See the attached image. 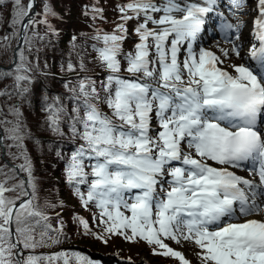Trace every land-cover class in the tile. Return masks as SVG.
<instances>
[{
    "label": "snow or ice",
    "instance_id": "obj_1",
    "mask_svg": "<svg viewBox=\"0 0 264 264\" xmlns=\"http://www.w3.org/2000/svg\"><path fill=\"white\" fill-rule=\"evenodd\" d=\"M230 4L235 16L243 0ZM216 5L217 0H127L118 6L120 22L111 32L95 30L94 59L107 75L99 87L90 76L65 85L73 104L69 130L82 143L67 157L57 152L66 183L83 207L97 209L93 221L104 226L93 232L79 217L85 234L105 244L112 236L143 241L153 254L176 264L191 262L167 240L194 244L200 264H264V0L258 2L253 30L258 44L246 53L239 43L242 23L226 18L219 29L228 47L218 44V54L194 46ZM33 9L34 0L27 6L15 0L24 32L35 23ZM45 12L55 15L47 5ZM134 19L141 21L135 28L139 39L125 53L126 24ZM233 55L241 62L227 64ZM121 58L127 65L123 71ZM67 70L75 66L69 62ZM27 71L23 64L16 66L18 89L30 81ZM45 111L48 127L63 135L60 125L67 110L60 98ZM7 131L20 149L23 163L18 167L27 181L12 189L0 183V264H70L72 259L99 264L80 253L20 258L23 249L42 245L54 229L34 203L36 178L19 121ZM240 168L247 169L248 177L237 174ZM25 185L31 191H22L23 199L5 195ZM37 228L43 229L39 240Z\"/></svg>",
    "mask_w": 264,
    "mask_h": 264
},
{
    "label": "trees",
    "instance_id": "obj_2",
    "mask_svg": "<svg viewBox=\"0 0 264 264\" xmlns=\"http://www.w3.org/2000/svg\"><path fill=\"white\" fill-rule=\"evenodd\" d=\"M111 1L101 0V6L108 10V23L113 24L110 16L116 12L110 8H118L127 0H119L118 6ZM28 2L29 0H21L24 6H27ZM90 3V0H37L35 23L29 25L14 58L21 29L14 13L15 0H0V129L2 130V135L0 131L2 138L0 183L12 189L20 180L27 181V174L20 171L19 167L17 170L13 166L22 164L23 158L20 156V149L16 147L17 142L9 138L7 131L18 120L23 135V147L31 160L32 173L36 178L37 191L34 203L41 206L49 217L48 223L54 229L48 232L42 245L35 249H23L21 259L29 254L46 257L54 253L66 252L69 256L72 253H80L94 261H99V264H118L114 258L105 257L104 254L109 253L107 251L111 248L108 244L84 233L77 216H81V211L85 207L74 194V188L63 179L65 178L62 166L64 161L57 156V152L65 157L68 152L82 143L78 138H74L69 130L71 113L67 112L63 116L60 125L63 135H60L48 127L46 119L48 113L45 111L46 105L56 97L72 100V94L65 85H75L77 79L72 77L78 75V72L88 74L86 72L98 65L94 59L96 53L91 47L95 43L92 40L95 31L76 26V23L86 22L85 24H93V26L101 23L90 15ZM45 5L55 15L46 13ZM45 19L47 23H41ZM126 27L129 31L132 24L128 22ZM124 47L123 50L129 51L132 45L129 41H125ZM13 59L16 61L13 68H6ZM81 61L84 69L80 68ZM69 62L75 66L74 71L67 70ZM123 62L126 64L125 61ZM19 64L29 69L24 74L30 77V81L22 82L20 89L16 87L15 81L16 66ZM91 78L96 81L98 87L105 79ZM24 87L28 89L27 92L22 91ZM14 110H18V115ZM60 167L61 171L57 170ZM22 191H31V189L25 185L24 189L17 187L13 191L5 192V195L14 200L21 196ZM90 209L96 211L95 207ZM41 231L42 228H37L34 233L37 240L40 239ZM53 240L58 242L53 243ZM100 248L104 250L98 251ZM158 256L164 260L162 255ZM13 259L16 257L14 256ZM39 264H48V262L41 260ZM53 264H63V261ZM70 264H76L75 259L70 260Z\"/></svg>",
    "mask_w": 264,
    "mask_h": 264
},
{
    "label": "rangeland",
    "instance_id": "obj_3",
    "mask_svg": "<svg viewBox=\"0 0 264 264\" xmlns=\"http://www.w3.org/2000/svg\"><path fill=\"white\" fill-rule=\"evenodd\" d=\"M90 1H91L90 7H89L90 15L94 18H97L101 23L96 24V26H93V24L87 25V24H85L86 22L85 23H76V26L84 27L85 29L87 28L90 31H93V30L95 31L96 29H101V30L106 31V32H111L114 29L115 25L120 22L119 17L121 15V13L119 12V8H116V7L110 8V10H114L116 12L110 16V19L113 22V24H111V23H108V10L105 7L101 6V4H102L101 0H90ZM118 1L119 0H112L111 3H114L118 6ZM254 1L255 0H243V6L239 10H234V11H236V15L233 16L231 13L235 23H237L238 21L242 23V26H241L242 30H240L241 39H240L239 43H240V46H241V49L243 50V52L245 51V49L249 45L250 39H251V36L248 33V27L250 25L249 20L252 16L251 11L253 9ZM95 9H100L102 11L100 14H97L95 12ZM33 11H35V14H34V17H35L36 12H37V0H34ZM227 11L231 12L229 9H227ZM129 15H131V13H129ZM101 16L103 18H101ZM34 17L32 19H34ZM129 22L132 24V27H130L125 41H129V43H131V45H132V48L129 51L124 50L125 53L133 51L134 45L138 42V39H139L138 36L136 35L135 28H136L137 24L141 21L134 19V20H130ZM149 27H153V25H149ZM94 33L96 34V32H94ZM24 35H25V32L22 36V39H23ZM245 40H248V41L245 42ZM21 41L22 40H21V29H20L19 40H18V44L15 47L14 58L16 57V52H17L18 48L21 46ZM209 44H212V46L215 47L218 52H219V49L217 48L218 44L220 47H228V45L224 43V41L221 37H218L217 39L210 41ZM202 47H205V44H202ZM124 48L125 47L123 44V49ZM232 62H241V61L238 57L233 55V56H231L230 59L226 60L227 64H231ZM121 63H122V71H123V67H126L127 65L123 62L122 58H121ZM15 64H16V61H14V59H13L12 63L9 64L6 68H11V67L13 68V66ZM86 73H88V74H84V72H78L77 73L78 75H76L72 78L77 79V77L82 78L84 76H90V77H96V78H105L107 75L106 69L102 68L99 64L94 69H92ZM125 75H127V74L125 73ZM60 100L63 103V105L65 106L67 112L71 113L70 114V116H71L72 115L71 109L73 107L72 100H70L69 98H61ZM100 108L103 111L110 113L109 109L107 108V106L105 104H100ZM41 116H44V115L41 114ZM0 131H2V130L0 129ZM1 141H2V138H0V142ZM1 146H3L2 143H1ZM70 153L71 152H68L65 157L70 155ZM13 166L18 170L17 165H13ZM62 166L64 167V164ZM57 170L61 171V167ZM237 170H239L241 173H243L245 175H249L246 168H240ZM58 176L60 178H63L59 174H58ZM22 177L26 179V177L24 175H22ZM63 179H65V178H63ZM82 191H86V189L82 188ZM70 201H71V199H70ZM95 212L96 211L91 210L90 208H88V209L83 208L81 211V216L78 215L77 217L78 218L83 217L84 219H86L89 222L90 229L93 232L99 233L103 230L104 226L102 224H98L97 222L93 221V213H95ZM81 228L83 229V227H81ZM84 233H85V231H84ZM87 235L89 237H94L93 235H89V234H87ZM165 242L168 243L170 247L181 251L186 256V258L191 262V264H200V261L197 257V252L199 250L196 248V246L194 244H192L190 242H186V241H182L180 244H177L176 242L171 241V240H167ZM107 244L111 247L110 250L107 252L112 253V255H114L116 253V254H118L117 256H119V257H124L127 259L131 258V261L136 260L135 261V262H137L136 264H139L141 262H143V263L146 262L147 264H149V263L150 264H176V262L174 261L173 258L171 259L170 257H165L162 255V258L164 259V260H162L161 257H159L157 254H153L152 246L148 245L146 242H143V241L130 242V241H126L123 237L112 236L109 239ZM102 250H104V249H102V248L98 249V251H102ZM147 250H149L150 252H148ZM104 255H105V257H108L109 259H112V257L114 258V256H111V255H106V254H104ZM114 259L116 260L117 258H114ZM117 263L118 264H123V263L129 264L125 261L124 262L119 261Z\"/></svg>",
    "mask_w": 264,
    "mask_h": 264
},
{
    "label": "bare ground",
    "instance_id": "obj_4",
    "mask_svg": "<svg viewBox=\"0 0 264 264\" xmlns=\"http://www.w3.org/2000/svg\"><path fill=\"white\" fill-rule=\"evenodd\" d=\"M240 30H242V27L240 28ZM248 40H245V42H247ZM15 61V60H14ZM97 211V210H96ZM114 256V258H117L116 260L119 262V261H125V262H127V263H129V259H127V258H124V257H119V256H116V255H113ZM113 258V257H112ZM136 260H132L131 261V264H136L137 262H135ZM139 264H147L146 262L145 263H143V262H141V263H139ZM150 264V263H149Z\"/></svg>",
    "mask_w": 264,
    "mask_h": 264
},
{
    "label": "water",
    "instance_id": "obj_5",
    "mask_svg": "<svg viewBox=\"0 0 264 264\" xmlns=\"http://www.w3.org/2000/svg\"><path fill=\"white\" fill-rule=\"evenodd\" d=\"M34 14H35V11H33L32 13H30L31 18L34 17ZM23 34H24V31H22V29H21V40H22Z\"/></svg>",
    "mask_w": 264,
    "mask_h": 264
}]
</instances>
